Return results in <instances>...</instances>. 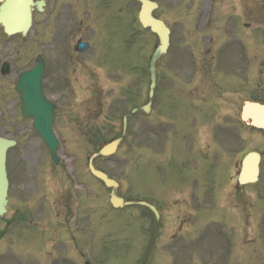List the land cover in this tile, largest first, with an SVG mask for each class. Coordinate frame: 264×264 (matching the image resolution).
<instances>
[{
  "label": "flooded vegetation",
  "instance_id": "af4514ba",
  "mask_svg": "<svg viewBox=\"0 0 264 264\" xmlns=\"http://www.w3.org/2000/svg\"><path fill=\"white\" fill-rule=\"evenodd\" d=\"M32 2L33 25L39 22L45 27L43 91L54 106L55 133L63 145L67 143L61 149L82 151L84 148L87 154L95 152L102 141L100 138L108 139L120 132L119 119L111 118L136 109L126 117V140L115 154L96 157L94 167L116 180L117 195L131 197L127 187L125 190L124 166L131 162L130 138H141V146L134 148L142 149L151 157L157 156L159 165L157 192L150 193L146 189L141 194L152 198L150 201L159 214V231L164 233L166 241H172L176 234L186 230L191 233L189 226L195 204L204 200L212 203L209 214L216 216L213 209L217 207L223 210L220 217L227 219L231 232H217L210 240H205L203 229L193 232L191 251L199 250V261L239 259L244 249L255 243V237L250 245L246 242L251 235L255 236V229L260 236L264 235V215L260 220L262 225L255 226V216L248 207L249 196L237 183L243 153L233 159L231 170L218 190L217 183L208 180L197 190V179L189 168L173 170V166L176 164L174 156L181 154L183 166L198 160L208 170L212 165L225 168L227 138L248 136L256 142L264 133L247 126L241 117L245 99L264 104V74L259 72L260 66L264 67V51L255 50V33L264 40V18L255 17V9L263 3L237 0L225 8L226 18L208 20L201 1L189 4V13L184 8L186 15L182 17L170 12L172 3H167L166 8L159 6L154 15L167 27L168 44L165 53L156 61L151 92L146 71L147 83L142 96L132 101L134 96L141 94L138 84L131 82L127 74L118 75L113 66L104 67L96 58V32L105 30L109 41L114 36L112 22L108 24L107 21L112 9L120 8L119 1ZM245 5L249 14H245ZM130 6L131 0H128L126 7ZM141 31L147 44L150 31ZM2 42L0 27V66L4 61ZM2 80L0 73V84ZM106 107L109 108L105 111ZM104 113L108 114L102 118L106 122H100ZM0 137H3L1 131ZM175 137L183 141L188 138L190 148L184 150L182 146L171 145L170 154L167 153L166 145ZM259 152L262 160L263 153ZM53 171L59 174L56 182L49 183V179L41 178L29 182L28 189L21 194L14 190L8 195L6 212L0 217V241L10 233L13 257L18 256L20 236L28 228L33 229L37 236L45 237L48 264H77L80 260L85 264L79 228L86 223L87 229L95 232L100 213L99 195L101 192L104 199L108 198L109 188L91 175L85 160L73 164L70 171L60 161L48 164L44 176L50 177ZM74 178L82 186L78 194L68 185ZM212 184L214 194L210 190ZM26 193L29 199L21 209ZM39 199H43L45 208L36 210L34 207ZM38 212L42 215L36 219ZM245 218L249 224L246 227ZM67 244H71L68 251L64 249ZM10 264L17 263L12 259Z\"/></svg>",
  "mask_w": 264,
  "mask_h": 264
},
{
  "label": "rangeland",
  "instance_id": "374dc122",
  "mask_svg": "<svg viewBox=\"0 0 264 264\" xmlns=\"http://www.w3.org/2000/svg\"><path fill=\"white\" fill-rule=\"evenodd\" d=\"M117 1H119L120 8L118 9L115 7V9H112V14L109 17L110 20L107 21L108 24L112 22L111 30H113L114 36L112 35L109 41L105 30L96 32L95 44L98 49L96 58L103 62L104 67L107 68L111 65L118 75L127 74L131 82H136L138 84V89L141 91V94L138 93L133 97L132 101H135L141 98L146 87V68L149 61L148 55L152 48L150 42L152 41L153 35L148 33V43L145 44L144 32L138 29V26L135 24L137 6L135 3H132V1L130 7H126L128 0ZM162 1L174 3L175 5L170 12L175 17L176 15L182 17V15H186L183 9L188 6L186 9L189 13L188 8L191 7L189 4H192V2L196 0ZM207 1L208 0H204V7ZM234 1L235 0H209V3L213 7L212 15L214 17L220 16L222 8L226 6V4L229 5ZM188 16L185 18H188ZM223 18H226L224 13ZM34 33L38 36L34 38L35 43L38 42V38L40 40L36 45L34 43V48L36 51L42 53L43 50H46V40H43V25H37ZM6 39L7 38H4L1 54L10 63V73L4 75V79L0 84V131L5 137L10 138L15 136L18 141L16 147L11 151L12 155L8 157L10 162L8 166V178L11 184L10 191L12 192L15 190V192L18 191L19 194H21L25 189H28L29 182L34 180L40 181L41 178H45L49 179V183L50 181L54 183L56 182V178L59 177V174L53 171L50 177L44 176V174L41 175L46 163L50 161L39 139L35 135H30V122L19 116L18 102L13 99L14 94L11 83L15 81V73L28 61L27 58L23 57H26L30 52L29 39L18 37H10L9 41ZM258 42L259 46L257 47L255 43V50L259 49V51H264V43L261 41V38ZM15 49L18 51L17 54H13ZM9 59L12 60V62H10ZM256 66L258 67L257 63ZM261 71H263L262 74H264L262 68L259 69V72ZM256 73H258V71H256L255 74ZM256 78L258 77L255 76V79ZM108 108L109 107H106L105 111L108 110ZM107 115L108 114L104 113L102 117H100V122H106L102 118L105 116L107 117ZM111 119L115 120V117ZM226 142L228 149L224 155L225 168L212 165L211 169L208 170L204 167V164L200 163L198 160L191 165L185 164L183 166L181 165L183 157L181 154H178V156H174L176 164L173 166V170L177 167L189 168L190 173L192 175L194 174V177L197 179V190H199V187L204 182H207V180L217 183L216 190H218L220 183L226 180L227 172L231 170L233 159L240 151L249 148L253 140L250 141L246 138L230 137L226 139ZM131 145V162L124 166L126 173L124 180L125 190L127 187V192L131 197H139L142 200L151 202L150 199L152 198L142 196L141 193L146 189H149L150 193H155L158 190V158L157 156L151 157L150 154L145 153V151L140 148L137 153H134L136 150L134 147L137 145V139L134 137L131 139ZM171 145L182 146L181 149L184 150H188L191 146L188 138L186 141H183L181 137H175L166 145L167 153H169ZM84 146L86 147L87 144H84ZM252 148L263 153L261 173L256 183L245 185L243 190L246 194L250 195L248 207L251 212L253 210L256 222L261 211L264 210V133L262 137L255 142V147ZM84 151L86 150L82 148L81 152ZM62 152L60 154L61 158L68 169H70L72 163L84 158L86 155L80 153L72 154L74 157V159H72L71 154H68L65 150ZM16 156L18 158H16ZM209 157H211V155ZM17 160L19 161V169L16 173H18L20 178H17L16 181L13 175L16 169L13 168L12 164L15 161L17 162ZM205 170L207 173H205ZM68 185L73 189V193L75 194H78L77 191L81 189V185L76 182H70ZM210 190L214 194L213 184ZM135 194L137 196H135ZM101 197L102 195H100V211L103 206ZM27 198L28 196L23 197L21 202L22 207L27 204ZM215 204L217 205L218 203ZM211 207L212 203H206L204 200L195 204V211L193 212V218L189 226L191 233L186 230L176 234L172 241H166L164 233L159 231L146 264H264V260H261V257L264 258V246L262 245V243L264 244V235H251L246 242L250 245L252 243V238L255 237V243L244 249L239 259L232 260L230 258L229 260L223 259L222 261L209 259L205 262L198 261L197 253L199 250L191 251V237L193 232L203 229L205 231V240L212 239L214 237L213 235L220 231L231 232L230 224H227V219L224 216L220 217L224 214L223 210L218 209V207L214 208L213 211L216 214V216H214L208 213ZM34 208L36 210L44 209L45 202L43 199H39ZM145 213L146 210L139 206H126L117 209L106 208L104 213H100L96 234L92 235L84 229H79L81 232L80 241L83 243V252L91 261L97 264H137L143 254L152 224L151 218ZM246 226H249V224L245 218V227ZM255 231L260 234L257 229H255ZM247 237L248 236L245 234V239ZM197 247L198 245L196 248ZM64 249H71L70 244H67ZM12 250L13 247L9 233V235H5L3 242H0V264H9L11 262ZM18 250V264H45L46 248L44 239L41 237L38 238L33 229L28 228L22 236H20V246Z\"/></svg>",
  "mask_w": 264,
  "mask_h": 264
},
{
  "label": "water",
  "instance_id": "95a60500",
  "mask_svg": "<svg viewBox=\"0 0 264 264\" xmlns=\"http://www.w3.org/2000/svg\"><path fill=\"white\" fill-rule=\"evenodd\" d=\"M141 3L139 10V21L143 26H148L157 35L158 42L155 44L154 50L150 56L149 69L151 76L153 74V66L156 58L162 52V41L164 36L162 35V23L150 15L152 6L154 4L148 2L147 0H138ZM30 0H4L0 7V22L3 25L4 31L8 34L15 32H21L25 34L28 24L30 22L29 14ZM6 66L4 65V68ZM5 70V69H4ZM43 70V65L39 63L26 72H22L19 75L18 82L15 86V90L20 93L21 98V114L23 116H33L34 120L32 122L33 129L39 133V135L44 140L45 144L49 148L52 159L56 161L54 153L57 147V141L53 136L51 130V118L49 117L50 109H47L42 93H41V74ZM244 113L255 112L259 116V119L255 122L256 124L262 125L264 127V107L257 104H244ZM122 140V137L112 139L104 144H102L97 153V155H108L115 151L117 145ZM11 142L6 139H0V214L4 210L5 195H6V178L4 170V160H5V150ZM258 160L259 156L256 153H248L244 157L243 167L239 174L238 181L241 184L254 182L258 174ZM91 158L89 159V164ZM92 173L98 177L105 186H110L112 181L107 178V176L98 170H94L92 167ZM109 200L111 204L115 207L124 206L128 204H139L147 206L155 213L156 225L152 231L150 241L144 252L140 264H144L146 257L149 253L152 240L156 234L158 219L155 209L147 202L141 200H127L123 201L121 198L117 197L113 191L109 194Z\"/></svg>",
  "mask_w": 264,
  "mask_h": 264
}]
</instances>
